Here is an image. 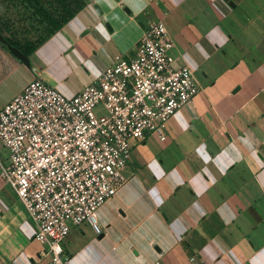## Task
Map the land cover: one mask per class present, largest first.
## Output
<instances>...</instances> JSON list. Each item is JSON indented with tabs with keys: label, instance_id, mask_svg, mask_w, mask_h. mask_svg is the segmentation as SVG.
I'll return each instance as SVG.
<instances>
[{
	"label": "crops",
	"instance_id": "0c3cea01",
	"mask_svg": "<svg viewBox=\"0 0 264 264\" xmlns=\"http://www.w3.org/2000/svg\"><path fill=\"white\" fill-rule=\"evenodd\" d=\"M28 54L0 45V107L36 74L66 95L135 54L151 20L199 91L131 141L126 181L62 244L66 264H264V0H82ZM0 160L8 151L0 148ZM36 223L0 173V264H46Z\"/></svg>",
	"mask_w": 264,
	"mask_h": 264
},
{
	"label": "built area",
	"instance_id": "2783aa9c",
	"mask_svg": "<svg viewBox=\"0 0 264 264\" xmlns=\"http://www.w3.org/2000/svg\"><path fill=\"white\" fill-rule=\"evenodd\" d=\"M164 22L151 20L135 54L106 66L72 95L35 75L0 107V173L36 223L46 264H66L62 241L127 179L131 141L164 139L163 122L199 91L193 70L174 66Z\"/></svg>",
	"mask_w": 264,
	"mask_h": 264
},
{
	"label": "rangeland",
	"instance_id": "374dc122",
	"mask_svg": "<svg viewBox=\"0 0 264 264\" xmlns=\"http://www.w3.org/2000/svg\"><path fill=\"white\" fill-rule=\"evenodd\" d=\"M77 0H0L3 34L18 47L26 48L51 30L46 17L60 18ZM49 14V15H48ZM0 148H6L0 142Z\"/></svg>",
	"mask_w": 264,
	"mask_h": 264
},
{
	"label": "trees",
	"instance_id": "16d2710c",
	"mask_svg": "<svg viewBox=\"0 0 264 264\" xmlns=\"http://www.w3.org/2000/svg\"><path fill=\"white\" fill-rule=\"evenodd\" d=\"M82 4H83V1H82V0H77L76 4H75L74 6L67 7L65 13H64L60 18H57V17H54V16H48V17H46V18L48 19L50 25H51V30H50L49 32H51L52 30H54V29L60 27V25H61L63 22H65L69 17H71V16H72V15H73V14H74V13H75V12L81 7V6H82ZM48 15H49V14H48ZM6 38L9 40V42H10L11 44L17 46L16 43H14L10 38H8L7 36H6ZM38 41H39V40H38ZM38 41H37V42H38ZM35 43H36V42H35ZM35 43L30 44L29 47H26V48H22V47H19V48H20L25 54L28 55V54L32 51V49L34 48ZM0 45H1L2 47H4L6 50H8L7 47H6V45H5L4 43L0 42ZM17 47H18V46H17ZM15 57H16V56H15ZM16 58H17V57H16Z\"/></svg>",
	"mask_w": 264,
	"mask_h": 264
},
{
	"label": "water",
	"instance_id": "95a60500",
	"mask_svg": "<svg viewBox=\"0 0 264 264\" xmlns=\"http://www.w3.org/2000/svg\"><path fill=\"white\" fill-rule=\"evenodd\" d=\"M0 42L4 43L7 47V49L18 59H20L23 63L26 65H29V56L25 54L19 47L11 44L9 40L6 38V36L3 34L0 26Z\"/></svg>",
	"mask_w": 264,
	"mask_h": 264
}]
</instances>
